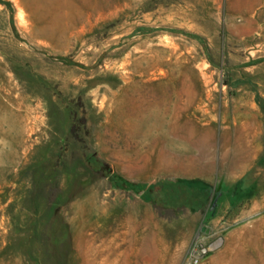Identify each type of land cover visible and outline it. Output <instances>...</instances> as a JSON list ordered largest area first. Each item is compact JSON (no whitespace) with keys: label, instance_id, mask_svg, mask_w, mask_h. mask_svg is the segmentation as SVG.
I'll return each mask as SVG.
<instances>
[{"label":"rangeland","instance_id":"obj_1","mask_svg":"<svg viewBox=\"0 0 264 264\" xmlns=\"http://www.w3.org/2000/svg\"><path fill=\"white\" fill-rule=\"evenodd\" d=\"M1 1L0 264H264V0Z\"/></svg>","mask_w":264,"mask_h":264},{"label":"built area","instance_id":"obj_2","mask_svg":"<svg viewBox=\"0 0 264 264\" xmlns=\"http://www.w3.org/2000/svg\"><path fill=\"white\" fill-rule=\"evenodd\" d=\"M208 233L204 236L200 235L193 240L187 252L184 264H200L205 256L221 247L223 241L221 233Z\"/></svg>","mask_w":264,"mask_h":264},{"label":"trees","instance_id":"obj_3","mask_svg":"<svg viewBox=\"0 0 264 264\" xmlns=\"http://www.w3.org/2000/svg\"><path fill=\"white\" fill-rule=\"evenodd\" d=\"M0 4L5 6L7 9H9V7H10V4L2 2L1 0H0ZM11 21L12 20L10 19V22ZM11 29H12V31H14V29L12 27H11ZM62 61H65V60L63 59ZM171 184H175V185H183L184 184V185L189 186V187H194V186L196 187L198 185H204V183L200 180H191V181L177 180V181L171 182Z\"/></svg>","mask_w":264,"mask_h":264},{"label":"bare ground","instance_id":"obj_4","mask_svg":"<svg viewBox=\"0 0 264 264\" xmlns=\"http://www.w3.org/2000/svg\"><path fill=\"white\" fill-rule=\"evenodd\" d=\"M22 14H23V13H22ZM22 14H19V18H20V20H21L22 22H24V17H23Z\"/></svg>","mask_w":264,"mask_h":264}]
</instances>
